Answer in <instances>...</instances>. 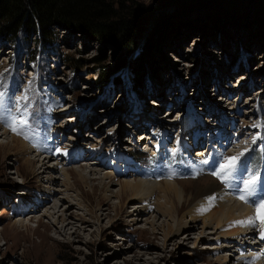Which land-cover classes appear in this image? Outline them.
<instances>
[{
	"label": "rangeland",
	"instance_id": "rangeland-1",
	"mask_svg": "<svg viewBox=\"0 0 264 264\" xmlns=\"http://www.w3.org/2000/svg\"><path fill=\"white\" fill-rule=\"evenodd\" d=\"M171 1L128 0L141 13H146L148 24L130 52L129 64L108 81L102 75L120 54L114 45L102 46L57 29L53 45L37 48L36 61L30 62L36 45L32 44L29 49L22 38L0 43V92L5 93L3 114L7 116L8 109L15 112L16 98L27 96L21 108L28 105L29 124L33 129V138L25 139L0 123V264H240L243 261L246 264L254 255L264 252L258 227L250 228L248 233L254 235L246 240L256 243L257 248L250 249L254 246L251 244L238 251L235 247L239 249L246 241L204 226L206 220L200 213L194 215L191 202L176 217L169 231L167 224L171 221L155 212L158 201L165 202L159 191L150 199L154 203L149 213L138 198L128 197L119 208L117 198L100 202L99 191L92 194L89 187L76 182L94 218L75 204L68 212L71 224L65 233H60L62 224H55L56 218L45 216L47 209L58 205V198L65 196L64 192H56V198L46 200L45 187L64 191L63 168L86 167L91 162L96 167L106 162L100 171L117 178L113 181V191H117L119 181L137 178L129 176L134 173L129 171L141 168V164L148 167V172L139 171L148 173L145 178L156 180L158 175L165 182L164 173H167L170 181L180 182L185 189L211 179L226 185L231 194H242L243 191L235 188L244 190V181L252 177L259 179L264 189V165L257 163L260 159L256 155L254 160H247L250 149L248 154L239 156L234 177L222 180L212 174L218 170L217 162L239 153L210 154L206 142L210 135L218 140L211 133L217 130L218 135L233 136V141L240 139L235 142L237 147L229 148L239 151L248 149L264 130L261 8L250 5L252 9L245 10L242 16L246 28L236 29L232 25L222 28L203 10L192 8L185 16L181 11L183 6L193 7L195 0H174L177 4L168 5ZM179 14L190 20L180 22L183 18ZM147 45L157 50L152 52L148 68L139 75L134 64ZM242 50L249 67L238 63ZM65 56L70 60L66 66L61 61ZM227 59L237 62L235 71L227 67ZM77 63L84 66L72 72L70 68ZM64 77H69L68 86ZM138 81L144 84L140 91L135 90ZM76 86L80 87L78 91H74ZM162 126L172 134L168 142L160 137ZM184 131V147L176 151L177 140ZM197 135L206 150L198 146L191 148L192 142H198ZM10 137L26 144L32 159L41 161L47 156L49 165L54 164L58 170L41 177L29 173L23 166L22 154L2 150L1 145ZM160 144L159 156L154 159V148ZM255 146L264 152V139ZM202 149L204 157L199 159L201 155L197 151ZM137 152L142 154L140 163L131 157ZM175 157L182 158L184 165L178 160L173 164ZM205 160L208 162L204 163ZM195 161L205 166L202 173L195 172ZM48 179L55 182L50 184ZM249 195L252 201H257L253 192ZM247 204L257 206L252 202ZM79 217H86L88 223L83 224L77 220ZM18 220L25 227L10 230ZM5 228L8 229L2 235Z\"/></svg>",
	"mask_w": 264,
	"mask_h": 264
},
{
	"label": "bare ground",
	"instance_id": "bare-ground-1",
	"mask_svg": "<svg viewBox=\"0 0 264 264\" xmlns=\"http://www.w3.org/2000/svg\"><path fill=\"white\" fill-rule=\"evenodd\" d=\"M244 81V78L241 77V82ZM196 129L194 127L192 130ZM202 130V129H201ZM206 130V129H205ZM204 130V131H205ZM161 136L163 137L166 142H168L172 138V134L167 132V130L162 126L161 128ZM220 133L225 134L223 130H218ZM209 131H207L208 133ZM211 133L215 134L218 140L212 138L210 135L208 138L207 144L208 146L212 148H218L220 149V153L224 154L225 153H233L232 151L229 150V148L236 146L235 142L239 141L235 139L233 141V136H230L226 134L227 136L224 135H218L217 130L212 131ZM200 133H198L199 135ZM2 135H6V133H3ZM171 135V136H170ZM184 135L185 131L181 132V138L177 140L176 143V150H179L180 148L184 147L183 141H184ZM198 142H192L191 148L194 149L197 146L202 147L203 149L206 146L205 143H201L199 138ZM145 138V137H144ZM143 140H146L143 139ZM163 140V141H165ZM192 140V139H191ZM226 140V141H225ZM223 142V144L221 143ZM57 140L55 141V144L57 145ZM55 145V147H56ZM74 145V144H73ZM2 150L9 151L10 153L16 154L17 152L19 154H22L24 156L23 160V166L29 171V173L41 177V175L47 172L50 173H55L58 169L56 166L49 165L50 162L47 160L49 157H45L44 159L36 160L32 159L30 155L32 154L30 152V149L27 147L26 144H24L22 141L15 139L13 137H10L8 142L5 144L1 145ZM150 147V146H149ZM237 147V146H236ZM76 148H79L77 146ZM150 149V148H147ZM202 150L197 151L198 154L201 156H198L200 159L201 157H204V152ZM232 149V148H231ZM181 151V150H180ZM36 152H39L38 150ZM124 153V152H121ZM227 153V154H228ZM235 154V153H234ZM121 155V154H120ZM15 156V155H14ZM32 156V155H31ZM34 156V155H33ZM50 156V155H48ZM53 156V155H52ZM58 156V155H57ZM196 159V160H199ZM70 163V162H68ZM92 163V162H91ZM88 166H75L72 169H64L61 171V175L63 177V182H62V187H64V191H57L56 189H51L50 187H45L47 192L44 193L46 196V200H51V198H56V192L60 194V192H64L62 194H65L64 197L58 198V205H55L51 209H47L46 215H48L49 218H56L55 224H62V227L60 228L59 232H66L67 227L69 226V217H68V212H70L75 204L78 205L80 208H84L90 213L92 219L94 218V214L90 211L89 206L86 205L85 202V196L84 193L77 188V183L83 184L87 187H89V190L92 194H95L97 191L100 192V202L108 200H111V197L117 198L119 200V208L123 206L125 201L128 199V197H132L133 200L136 198L139 199L140 203L143 205L142 208H145L148 210L149 213L152 212V207L153 203L151 202L150 199L154 197V193L159 191L160 195L162 198L165 200L164 203H157V206L155 208V212L160 214L163 217H167L170 223L167 224V229L170 231V229H173L174 223H176V217L178 215H181L182 211L188 206V204L191 202L194 204V210H195V216H197L198 213L201 214V216L204 217L206 220V224L204 226L207 227H215L216 230H221L225 232V236H229L230 238H239L241 239V242L246 241L248 239H251V236L254 235L251 233H248L250 231L251 227L245 226L241 224V221L246 220L249 217L254 216L256 207L248 206L247 203L252 202V198H250L247 194H231L227 190L226 185H220L219 183H215L213 180H206L200 181L197 183V187H193V184L188 187V189L183 188V186L180 184L178 181H170L168 177L169 174H165V179L166 181L163 182L160 179V176L156 175L155 178L156 180H153L152 178H145L148 176V167H144L143 165H140L141 168L134 167L133 171L129 172H134L133 174H129V176L137 177V178H126V180H121L119 181L118 189L117 191H113L112 187L114 186L113 181L117 179L114 175L111 173H102L100 171V167L106 166V162H102L100 167H96L95 163H92ZM136 163V162H135ZM194 165V170L197 173H202L205 170V166H203V163L199 164L198 161L193 162ZM62 166V165H59ZM114 167H118V165H115ZM102 169V168H101ZM145 170L147 172H139ZM17 174L22 176V173L20 170H17ZM123 175L122 173H120ZM149 174H151L149 172ZM124 175H128V172H125ZM141 176L143 178L138 177ZM152 175V174H151ZM153 176V175H152ZM44 181V179H42ZM73 180H76L73 182ZM47 182H52V179H48ZM53 186V185H52ZM237 187V186H236ZM235 188V187H233ZM241 189V188H240ZM73 194H70L72 193ZM248 192H253L254 193V198L259 202L260 200H264V189H262L260 180L257 179L256 183L251 186V188L248 190ZM108 193L110 195H108ZM241 195L245 196V202L241 200L239 197ZM53 196V197H52ZM52 201V200H51ZM71 201H76V203H72ZM130 201V200H129ZM41 204L38 206V211L41 209ZM46 203L44 204V206ZM46 207V206H45ZM138 208V207H137ZM141 208V207H140ZM52 210V211H50ZM37 211V210H36ZM35 211V212H36ZM193 214V213H192ZM77 220L82 222L83 224L88 223L86 217H79ZM238 221L239 223L235 224V222ZM39 223H42V221H39ZM53 223V222H52ZM51 223V224H52ZM239 224V226H238ZM19 227H25L24 223L22 220H18L16 223L11 225L10 230L17 229ZM8 228H5L2 232V235H4L5 231ZM28 230V229H27ZM252 231V230H251ZM236 240V239H235ZM249 241V240H248ZM246 241V243L241 244L240 240H238L239 244V249L235 247L238 251L240 249H243L244 246L249 247L248 245H253L250 247L252 248H257L258 246L256 243H252ZM234 243V242H231ZM236 244V243H235ZM237 245V244H236ZM238 246V245H237ZM228 247V246H227ZM231 247V246H230ZM264 258L261 256L259 259L255 261V264H264ZM245 263L244 261L241 262L240 264Z\"/></svg>",
	"mask_w": 264,
	"mask_h": 264
},
{
	"label": "trees",
	"instance_id": "trees-1",
	"mask_svg": "<svg viewBox=\"0 0 264 264\" xmlns=\"http://www.w3.org/2000/svg\"><path fill=\"white\" fill-rule=\"evenodd\" d=\"M175 4L177 1L174 0L168 3ZM250 5L260 6V14L264 15V0H195L193 7L184 5L181 11L186 16L192 8L203 10L217 26L224 28L232 25L236 29H244L246 26L243 25L245 19L242 14L245 10L252 9ZM180 17L183 18L180 21L182 23L189 19L181 15ZM148 19L146 13H141L128 0H0V43L8 44L22 38L29 49L32 44L36 45L31 51L33 59L30 58V62L36 61L37 48L53 45L57 29L80 35L102 46L114 45L120 54L102 75V79L108 81L112 75L129 64L130 52L136 46L137 40L144 35ZM33 37L36 38L34 41ZM156 50L157 47L147 45L141 51V58L134 64L139 75L148 68L152 52ZM241 53L239 65L243 63L249 67L248 60L243 59V50ZM67 57L61 60L65 66L70 62ZM83 66L77 63L70 66V69L77 72ZM227 67L235 71L238 64L227 59ZM148 79L151 82L150 74ZM137 83L135 90L140 91L139 88L144 86L143 81ZM150 86L152 87L151 83ZM74 89L78 91L80 87L76 86ZM138 155L142 154L138 152Z\"/></svg>",
	"mask_w": 264,
	"mask_h": 264
},
{
	"label": "snow or ice",
	"instance_id": "snow-or-ice-1",
	"mask_svg": "<svg viewBox=\"0 0 264 264\" xmlns=\"http://www.w3.org/2000/svg\"><path fill=\"white\" fill-rule=\"evenodd\" d=\"M4 97L5 93L0 92V123H5L6 126L9 127L10 130L16 135H22L25 139H32L33 129L29 124L28 117L30 113L28 110V105L24 104L21 108V102L27 100V96L17 97L15 112H13L11 109H8L7 116L3 114L5 107ZM17 114L19 116V119L17 118ZM254 127H259V125H254ZM56 152H59V149H56ZM239 159V156L224 157L222 162H217L218 170L213 171L212 174L214 176H217L218 178H221L222 180H228L230 178H233L238 167ZM207 162V160L204 161V163ZM255 183L256 177H252L250 179L245 180L244 191H248L251 186ZM239 198L241 200H245L244 195H241ZM252 203L257 205L255 210L256 214L252 217L247 218L244 221H241L240 223L252 228L258 227L259 239L264 241V200H260L258 203L257 201H252ZM261 256H264V252L254 255L253 259L251 261H247L246 264H255V261Z\"/></svg>",
	"mask_w": 264,
	"mask_h": 264
}]
</instances>
